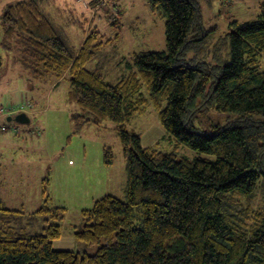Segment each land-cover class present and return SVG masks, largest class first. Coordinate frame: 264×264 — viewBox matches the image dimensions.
Wrapping results in <instances>:
<instances>
[{"label": "trees", "instance_id": "trees-1", "mask_svg": "<svg viewBox=\"0 0 264 264\" xmlns=\"http://www.w3.org/2000/svg\"><path fill=\"white\" fill-rule=\"evenodd\" d=\"M147 2L166 17L167 50L135 52L117 83L86 67L104 44L94 42L98 31L75 53L39 0L6 4L0 46L16 52L30 80L55 83L70 73L67 101L81 111L74 118L115 124L129 179L126 200L106 194L82 211L74 237L93 252L55 249L65 207L46 200L35 211L44 217L42 232L21 234L12 222L23 212L1 202L0 264H264V9L231 23L230 60L222 62L223 37L208 40L214 29L204 28L200 0ZM148 106L175 147L214 158L178 157L159 141L144 147L127 124ZM211 109L238 117L207 131L195 127L194 118ZM104 157L113 162L110 148Z\"/></svg>", "mask_w": 264, "mask_h": 264}, {"label": "rangeland", "instance_id": "rangeland-1", "mask_svg": "<svg viewBox=\"0 0 264 264\" xmlns=\"http://www.w3.org/2000/svg\"><path fill=\"white\" fill-rule=\"evenodd\" d=\"M18 0H0V20L6 4ZM44 12L70 49L77 53L93 31L94 42H104L99 52L86 63L111 83H117L131 70L133 54L167 50L166 17L152 11L147 0H39ZM203 25L214 29L208 40L220 44L222 62L230 60V46L225 34L233 21L256 19L264 9V0H200ZM192 55V53H190ZM16 52L0 46V203L23 212L12 223L21 234L40 233L44 217L35 214L45 204L65 207L58 221L62 235L54 241L63 249L93 252L74 237L83 226L82 211L91 209L95 200L113 194L126 200L129 160L124 153L121 134L111 120L101 124L77 120V105L67 101L70 73L55 83L30 80L22 76L15 60ZM264 69V56L261 57ZM146 93L147 91L144 90ZM30 104V105H29ZM24 105L31 122L19 124L8 120L11 114L2 107ZM90 115H88L89 117ZM255 118H263L261 113ZM237 113H210L194 118L201 130L214 124L226 125ZM129 131L141 134L145 147L159 141L162 150H175L178 157L194 159L213 155L198 152L175 140L160 124L158 111L148 106L127 124ZM153 138V140H151ZM110 148L113 162L106 164L105 149ZM57 249V248H56Z\"/></svg>", "mask_w": 264, "mask_h": 264}, {"label": "water", "instance_id": "water-1", "mask_svg": "<svg viewBox=\"0 0 264 264\" xmlns=\"http://www.w3.org/2000/svg\"><path fill=\"white\" fill-rule=\"evenodd\" d=\"M8 120L17 122L19 124H28L31 122L29 115L26 112H19L8 116Z\"/></svg>", "mask_w": 264, "mask_h": 264}, {"label": "built area", "instance_id": "built-area-1", "mask_svg": "<svg viewBox=\"0 0 264 264\" xmlns=\"http://www.w3.org/2000/svg\"><path fill=\"white\" fill-rule=\"evenodd\" d=\"M30 105V104H29ZM24 105H20L19 107L13 108V106L2 107L1 113L15 114L17 111H22Z\"/></svg>", "mask_w": 264, "mask_h": 264}, {"label": "crops", "instance_id": "crops-1", "mask_svg": "<svg viewBox=\"0 0 264 264\" xmlns=\"http://www.w3.org/2000/svg\"><path fill=\"white\" fill-rule=\"evenodd\" d=\"M55 84H56V82H55ZM151 140H153V138H152ZM144 147H145V146H144ZM57 240H58V239H56V240H54V241H57ZM53 245H54V243H53ZM56 248H57V249H63V246L61 247V246L58 244V247L55 246V249H56Z\"/></svg>", "mask_w": 264, "mask_h": 264}]
</instances>
